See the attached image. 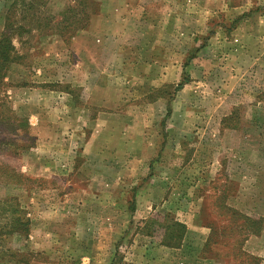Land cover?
<instances>
[{
	"label": "rangeland",
	"instance_id": "rangeland-1",
	"mask_svg": "<svg viewBox=\"0 0 264 264\" xmlns=\"http://www.w3.org/2000/svg\"><path fill=\"white\" fill-rule=\"evenodd\" d=\"M91 1L0 0V224L29 222L0 256L264 264L229 211L264 222V0ZM171 217L195 226L179 249Z\"/></svg>",
	"mask_w": 264,
	"mask_h": 264
},
{
	"label": "trees",
	"instance_id": "trees-1",
	"mask_svg": "<svg viewBox=\"0 0 264 264\" xmlns=\"http://www.w3.org/2000/svg\"><path fill=\"white\" fill-rule=\"evenodd\" d=\"M75 3H77L76 8L77 10L75 11L76 13H78L81 16V19L84 21H88V19L91 18L92 15H94V12L91 11L90 9L92 8V6L94 5V2L91 0H73ZM67 9H69L68 7H66ZM74 11H71L72 14L75 13ZM75 20L72 21V23H70L69 25L75 24ZM69 25H67L66 27H68ZM78 30H83L84 27H79L77 28ZM4 38V39H3ZM6 40V38L3 36L0 40V60L3 61L4 59V47L7 48V46L3 45V42ZM187 66V64L184 65V69ZM4 67H2V65L0 64V80L1 78L4 76ZM4 73V74H3ZM189 81L188 76L186 77V75H184L181 83L178 84L177 86V90L182 89V87L187 84V82ZM228 119V118H227ZM11 177L10 175H7V178ZM13 177V176H12ZM11 180V178H9ZM13 180V178H12ZM229 209V208H228ZM15 209L12 208L10 214H13V212ZM231 214L230 217H238V219L240 220L239 223V232L243 233V238L242 240L239 241V247L241 250V246H242V242H244V240L246 241L248 237L250 236H259L261 234V232L263 231V227H264V222H263V218L262 217H256V216H246L240 212L234 211V210H230ZM10 219V220H9ZM28 220H25L22 218H19L17 216L14 217H6L4 216V220L3 223L0 224V228L3 231L4 229L6 231H8V235L9 236H14V235H22L24 234L27 230V227H29L28 224ZM164 230H165V236L163 237L164 241L162 242V246L170 248V249H179L181 246V241L183 240L185 234H186V227L183 224L178 223L177 221H175L174 218H169V220L166 222V225L163 226ZM2 233V232H1ZM0 233V235H1ZM150 234H147V236H149ZM210 240V239H209ZM209 243L205 242L203 244V250L201 253V257L203 256L202 254L205 252V248L208 247ZM12 254L13 255V251L7 250V254ZM31 254V253H29ZM199 258V257H197ZM14 261V259L11 258H7V259H3L0 256V264H12ZM123 261V257L122 256H118V255H114L113 259L111 261L110 264H122Z\"/></svg>",
	"mask_w": 264,
	"mask_h": 264
},
{
	"label": "crops",
	"instance_id": "crops-1",
	"mask_svg": "<svg viewBox=\"0 0 264 264\" xmlns=\"http://www.w3.org/2000/svg\"><path fill=\"white\" fill-rule=\"evenodd\" d=\"M259 0H257V2H258ZM180 1H176V2H171V5H174V4H178ZM224 2H225V0H221L220 2H219V4H221L223 7L225 6V4H224ZM228 2H230V0H228ZM184 3V2H183ZM259 3H261L262 4V2L260 1ZM130 4H131V2L129 1V0H123V3H122V5H123V7H127V9H129V8H131V6H130ZM239 6H242L241 4L239 5ZM232 8L233 9H236V8H240V7H238V5L237 6H235V5H233L232 6ZM132 9H134V7H132ZM175 10H177V9H173V12H174V15H175ZM143 13H144V11L143 12H139V15H143ZM131 16L132 15H130V14H128L126 17H125V21L123 20L122 22H125L126 24L127 23H130L131 21H130V18H131ZM143 16H145V15H143ZM159 16V15H158ZM172 17H174V16H171V13H170V19H172ZM140 18H145V17H140ZM139 18V19H140ZM158 18V20L161 18L160 16L159 17H153L152 18V20H155V19H157ZM146 20H149L148 18H145ZM114 20V19H113ZM160 21V20H159ZM159 26H160V31H161V33L163 34V35H169V34H167L165 31H166V28L164 27V28H162L161 27V25H160V23H159ZM168 31H170L169 29H168ZM170 34H171V32H169ZM122 36H125V31H123L122 32ZM115 36H119V34H116V35H114V37ZM264 54V53H263ZM168 83H170V82H168ZM58 94H61V93H58ZM17 95H19V96H17ZM21 95H25V92H17L16 94H15V96L13 97L14 99H15V101H18V100H20V96ZM135 100H140V97L139 96H136V99ZM19 102V101H18ZM39 118V117H38ZM257 214V213H256ZM263 217V216H262ZM186 225V228H187V232L189 231L188 229L189 228H194L195 226H193V225H190V224H185ZM192 228V229H193ZM263 235H264V233H263ZM263 235L261 236V237H255V236H250L249 237V239H247V241L249 240H252V238H253V240H256L257 239V241H259V238L261 239V238H263ZM257 243V242H256ZM79 249H80V246H79ZM32 251V250H31ZM36 253V252H35ZM36 254H42V253H36ZM94 256H97V257H94ZM143 256H144V259L141 261V260H137V261H134L133 259L132 260H130V264H159V259L157 258V259H155V261H152L151 260V258L147 255V254H143ZM73 257V258H72ZM132 257V256H131ZM196 258V257H195ZM77 259H79V260H77ZM112 259H113V254L111 255V254H109V257H108V253L105 255H102V254H98V253H94V255L93 254H91V255H86V254H83L82 252H79V253H76V254H73V256H71V257H69V258H67V261L65 262V264H110L111 263V261H112ZM78 261V262H77ZM123 262H124V259H123ZM195 264H207V261L205 262V261H203L202 259H197L196 258V261H195Z\"/></svg>",
	"mask_w": 264,
	"mask_h": 264
}]
</instances>
